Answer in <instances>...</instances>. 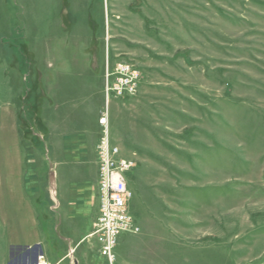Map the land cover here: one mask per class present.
Masks as SVG:
<instances>
[{
	"label": "rangeland",
	"instance_id": "374dc122",
	"mask_svg": "<svg viewBox=\"0 0 264 264\" xmlns=\"http://www.w3.org/2000/svg\"><path fill=\"white\" fill-rule=\"evenodd\" d=\"M124 161L137 230L117 234L114 264L128 249L264 264V0H0V189L18 210L0 264H34L36 234L55 258L38 261H68L72 237L74 257L108 264L88 235L103 167Z\"/></svg>",
	"mask_w": 264,
	"mask_h": 264
},
{
	"label": "built area",
	"instance_id": "2783aa9c",
	"mask_svg": "<svg viewBox=\"0 0 264 264\" xmlns=\"http://www.w3.org/2000/svg\"><path fill=\"white\" fill-rule=\"evenodd\" d=\"M101 122L105 123V118H101ZM101 154L109 155L108 140H103L100 145ZM112 151L118 152L117 147H113ZM129 167V163L124 161L120 168L103 167L102 177L100 181V207L99 214L96 218L93 229L89 233V238H94L98 244V250L101 256L107 259L108 264H114L117 242V234L120 232H130L137 230L133 225L132 218L128 214L127 204L131 197V192L128 189L124 168ZM38 264H46L39 259Z\"/></svg>",
	"mask_w": 264,
	"mask_h": 264
},
{
	"label": "crops",
	"instance_id": "0c3cea01",
	"mask_svg": "<svg viewBox=\"0 0 264 264\" xmlns=\"http://www.w3.org/2000/svg\"><path fill=\"white\" fill-rule=\"evenodd\" d=\"M8 182H12V181H7L6 180V182L4 183L5 184V187H9L8 186ZM15 187H18V186H15ZM7 191H4V190H2V189H0V205H1V208H0V220H3V219H6V218H8L7 216H6V218H4L3 216H2V213L4 214H6V213H13V214H17L18 213V210H15L14 212H12V211H10V208L9 207H7V205H3V203L4 202H8L9 200L7 199V197H8V194L6 193ZM70 195V193H67V196H69ZM68 200H70L69 198H68ZM59 205H60V207L62 208V212H61V214H62V218H63V222L67 219V218H69L68 217V214H69V211H71L72 209H73V206L70 204V203H68V201L66 202V201H64V202H62V203H59ZM9 208V209H8ZM42 209L40 210V212L42 213V214H45V215H48L49 217H51L50 216V210H49V208H50V203L48 202V201H44V203H43V205H42V207H41ZM61 210V209H60ZM71 214H73V212H71ZM18 216V215H17ZM72 216V215H71ZM10 218H14V216H9ZM15 217H16V215H15ZM15 219V218H14ZM65 229V228H64ZM63 228H61V230H60V234L61 235H67V234H70V232H69V230L68 231H66V230H64ZM32 233V232H31ZM37 235L38 234H36L35 236L33 235V238H32V240H31V242L33 243V244H35V245H33L32 247L33 248H31L32 250H37V251H40V254L41 253H43V255H44V243H43V240L41 239V235L42 234H40L38 237H37ZM69 236V235H68ZM35 237V238H34ZM37 237V238H36ZM120 237V236H119ZM71 239H72V237L71 238H68V237H66L65 238V241H66V243L68 244L67 245V250H68V253L70 252V254L68 255V257L70 256V255H72V257H70L69 258V260L68 261H59L58 263H55V264H89L88 262H86L84 259H83V253H82V251H81V248L80 249H75V250H78V252H76L75 254V257H74V254L72 253L73 251L71 250L73 247V245L71 244L72 242H71ZM119 241V240H118ZM15 243L14 244H12V245H17L16 247L17 248H20L19 249V251L21 252L22 251V249L23 250H28V249H30V247H28V244L27 243H25V240H22V239H18V240H15L14 241ZM24 243L26 244V245H24ZM24 245V246H23ZM96 245V249H97V251H98V244L96 243L95 244ZM118 245H119V242H118ZM117 245V246H118ZM77 247H79V246H77ZM76 247V248H77ZM71 250V251H70ZM74 250V249H73ZM10 253H12V247H11V249H10V251H9V256H11V254ZM46 254V253H45ZM47 255V257H48V260L50 261V260H52V261H55V258L54 257H52V255L50 254V253H47L46 254ZM20 256V259L19 258H17V257H15L14 259H15V261L14 262H12V264L14 263V264H27V259L25 258V257H22L21 255H18V257ZM148 258L147 259H145V258H142V260H138V261H141V263H138V264H155L154 262H152V260H150L149 258H150V256H147ZM125 259H123V261H120V264H135V261H134V259H133V255L131 254V251L128 249L127 250V253H126V255H125V257H124ZM145 259V260H144ZM19 261V262H18ZM51 262V261H50Z\"/></svg>",
	"mask_w": 264,
	"mask_h": 264
},
{
	"label": "water",
	"instance_id": "95a60500",
	"mask_svg": "<svg viewBox=\"0 0 264 264\" xmlns=\"http://www.w3.org/2000/svg\"><path fill=\"white\" fill-rule=\"evenodd\" d=\"M39 255H40V252H39V254H35L34 261H33L34 264H38Z\"/></svg>",
	"mask_w": 264,
	"mask_h": 264
}]
</instances>
